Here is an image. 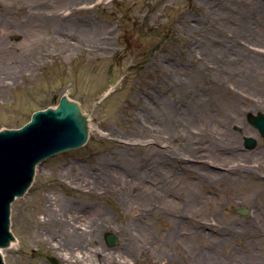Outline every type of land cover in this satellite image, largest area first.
Returning a JSON list of instances; mask_svg holds the SVG:
<instances>
[{"label": "rangeland", "instance_id": "374dc122", "mask_svg": "<svg viewBox=\"0 0 264 264\" xmlns=\"http://www.w3.org/2000/svg\"><path fill=\"white\" fill-rule=\"evenodd\" d=\"M64 93L89 140L38 165L5 264H264L247 117L264 113V0H0V128Z\"/></svg>", "mask_w": 264, "mask_h": 264}, {"label": "water", "instance_id": "95a60500", "mask_svg": "<svg viewBox=\"0 0 264 264\" xmlns=\"http://www.w3.org/2000/svg\"><path fill=\"white\" fill-rule=\"evenodd\" d=\"M57 105L35 110L31 120L22 127L0 128V250L15 240L10 229L11 206L31 187L37 166L58 153L81 148L88 142L89 122L81 105L68 95H63ZM247 117L264 138V113H250ZM244 143L247 149L257 146L253 137H245ZM233 212L246 215L249 210L239 208ZM105 240L109 247L118 242L112 233H106ZM49 261L59 264L54 256H50ZM0 264H5L1 252Z\"/></svg>", "mask_w": 264, "mask_h": 264}, {"label": "bare ground", "instance_id": "6f19581e", "mask_svg": "<svg viewBox=\"0 0 264 264\" xmlns=\"http://www.w3.org/2000/svg\"><path fill=\"white\" fill-rule=\"evenodd\" d=\"M70 97V96H69ZM71 98V97H70ZM86 117H87V115H86ZM87 120H88V122L90 123V119H89V117H87ZM40 165V164H39ZM245 166V165H244ZM39 166H37V168H38ZM246 168V167H245ZM247 169V168H246ZM59 211V215H60V217H61V219H77V218H80V216L79 215H75V214H71L70 215V217H69V215H67V213H63V211L61 210V209H59L58 210ZM16 244H17V242L14 240V241H12L11 242V245L9 246V248H11V247H14V246H16ZM76 261H79V259L78 258H76L75 259Z\"/></svg>", "mask_w": 264, "mask_h": 264}]
</instances>
